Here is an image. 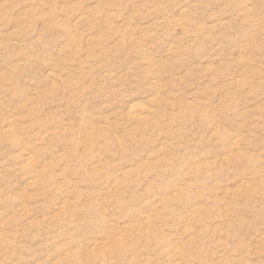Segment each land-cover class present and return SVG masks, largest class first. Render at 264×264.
Masks as SVG:
<instances>
[{"label": "rangeland", "instance_id": "obj_1", "mask_svg": "<svg viewBox=\"0 0 264 264\" xmlns=\"http://www.w3.org/2000/svg\"><path fill=\"white\" fill-rule=\"evenodd\" d=\"M0 264H264V0H0Z\"/></svg>", "mask_w": 264, "mask_h": 264}]
</instances>
